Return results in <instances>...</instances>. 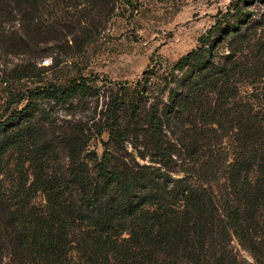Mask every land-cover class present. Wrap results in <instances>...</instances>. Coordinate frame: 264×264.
<instances>
[{
	"label": "trees",
	"instance_id": "16d2710c",
	"mask_svg": "<svg viewBox=\"0 0 264 264\" xmlns=\"http://www.w3.org/2000/svg\"><path fill=\"white\" fill-rule=\"evenodd\" d=\"M78 1L102 16L117 0H0V48L23 56L0 110V264H264V0L216 18L165 100L146 73L66 122L51 105L99 90L38 64L40 45L78 58L92 40Z\"/></svg>",
	"mask_w": 264,
	"mask_h": 264
},
{
	"label": "rangeland",
	"instance_id": "374dc122",
	"mask_svg": "<svg viewBox=\"0 0 264 264\" xmlns=\"http://www.w3.org/2000/svg\"><path fill=\"white\" fill-rule=\"evenodd\" d=\"M235 1L117 0L108 2V8L112 9L102 16L97 15L91 1H78V23L87 17L84 27L92 40L78 53V58L70 57L56 45H40L41 53L47 56L39 60L38 66L56 61L59 65L66 64L70 71L78 68V73L97 86L99 96L78 101L69 107L51 105L58 120L74 122L91 116L94 106L97 105L99 111L107 96L113 94L118 86L132 87L138 80L147 78L149 74L146 73H150L151 95L165 100L167 86L164 79L170 67L180 56L196 48L199 36L214 25L216 18ZM251 7L256 14L264 10V5L258 3ZM76 19V15L66 17L65 23L73 25ZM13 29L9 27L10 31ZM66 32L65 28L60 31L62 34ZM22 57L7 54L0 48V110L6 98L8 74ZM23 83L32 86L28 81ZM40 198L37 197L38 200ZM236 248L244 260L252 261L245 251L238 246Z\"/></svg>",
	"mask_w": 264,
	"mask_h": 264
}]
</instances>
